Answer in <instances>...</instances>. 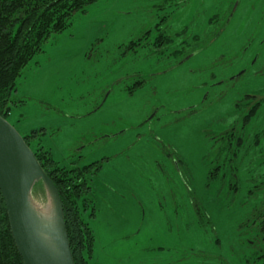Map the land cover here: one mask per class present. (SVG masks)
Returning a JSON list of instances; mask_svg holds the SVG:
<instances>
[{"label": "rangeland", "instance_id": "rangeland-1", "mask_svg": "<svg viewBox=\"0 0 264 264\" xmlns=\"http://www.w3.org/2000/svg\"><path fill=\"white\" fill-rule=\"evenodd\" d=\"M262 70L264 0H97L49 36L7 120L50 169L100 163L87 264H264V100L237 118Z\"/></svg>", "mask_w": 264, "mask_h": 264}, {"label": "trees", "instance_id": "trees-1", "mask_svg": "<svg viewBox=\"0 0 264 264\" xmlns=\"http://www.w3.org/2000/svg\"><path fill=\"white\" fill-rule=\"evenodd\" d=\"M95 1L97 0H0V115L7 119L12 106L20 101L15 98L17 79L31 58L42 51L43 43L52 34L68 27L76 13L86 12V7ZM139 40L140 38L131 41L127 48L136 51ZM160 41V37L156 39V42ZM134 83L137 85L141 82ZM254 114L255 107L241 118L242 124H246ZM229 131L226 134H234L233 129ZM22 136L30 146L28 136ZM30 148L33 150L31 146ZM33 152L59 192L74 263L87 264L93 253L94 235L81 213L90 208L88 195L91 187L88 180L97 172L100 163L98 165L96 161L81 166L75 164L69 168L50 169L47 153L42 151L41 154L37 150ZM93 212L94 207L90 215H93ZM263 218L262 216L260 219V227H255L258 240L262 242H264ZM254 220L252 218V222ZM0 264H24L11 234L1 192Z\"/></svg>", "mask_w": 264, "mask_h": 264}, {"label": "water", "instance_id": "water-1", "mask_svg": "<svg viewBox=\"0 0 264 264\" xmlns=\"http://www.w3.org/2000/svg\"><path fill=\"white\" fill-rule=\"evenodd\" d=\"M260 97L264 95L258 98ZM36 181H42L51 198L55 224L49 227L39 224V219L30 205L31 191ZM0 192L12 237L24 264H75L59 192L21 133L2 115ZM40 229L50 232L54 251L41 238Z\"/></svg>", "mask_w": 264, "mask_h": 264}, {"label": "flooded vegetation", "instance_id": "flooded-vegetation-1", "mask_svg": "<svg viewBox=\"0 0 264 264\" xmlns=\"http://www.w3.org/2000/svg\"><path fill=\"white\" fill-rule=\"evenodd\" d=\"M236 8V5L234 4L233 5V8H232V5L230 6V8L228 9V12L226 13L224 19L220 22V25L215 27L214 30H211L210 32L208 33H205V35H208V38L206 39V41L204 42L206 45L208 44H211L216 38H218L220 36V34L223 32L227 22L229 21L232 13L234 12ZM232 10V11H231ZM204 40V39H203ZM246 71V69H241L239 71V73H236L231 79L233 78H237L239 77L240 75H242L244 72ZM261 72L264 73V70H262ZM259 96H263V95H257V96H254L252 93L251 94H246L245 95V98L243 99L244 102L238 100V102H241L243 105H241L242 109L240 112H238L237 114V118L240 117H244V115L246 114H249L250 113V110H252L253 107H255V113L258 109V106L259 104L261 103V99L264 100V97H260L258 98ZM241 99V98H240ZM240 114V115H239ZM236 118V119H237ZM231 128L233 127H227V130H230Z\"/></svg>", "mask_w": 264, "mask_h": 264}, {"label": "bare ground", "instance_id": "bare-ground-1", "mask_svg": "<svg viewBox=\"0 0 264 264\" xmlns=\"http://www.w3.org/2000/svg\"><path fill=\"white\" fill-rule=\"evenodd\" d=\"M47 196H48V204L46 207H42L40 204L32 200L30 201V205L39 219L38 220L39 224L41 223L42 225H47L49 227V226L54 225L55 223L53 220L54 215H53L51 198L48 194ZM39 234L41 238L44 240V242L46 243V245L50 248V250L54 251L55 247H54L53 239H52L50 232L40 229Z\"/></svg>", "mask_w": 264, "mask_h": 264}]
</instances>
